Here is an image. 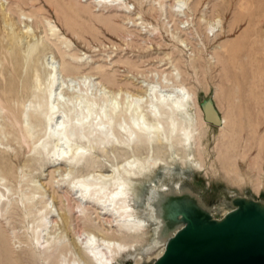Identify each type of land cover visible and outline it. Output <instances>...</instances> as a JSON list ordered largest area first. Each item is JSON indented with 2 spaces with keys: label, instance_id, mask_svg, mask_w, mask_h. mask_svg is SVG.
Listing matches in <instances>:
<instances>
[{
  "label": "rangeland",
  "instance_id": "374dc122",
  "mask_svg": "<svg viewBox=\"0 0 264 264\" xmlns=\"http://www.w3.org/2000/svg\"><path fill=\"white\" fill-rule=\"evenodd\" d=\"M172 1L0 0V264H77L89 237L111 238L118 248L119 240H135V249L120 250L113 264H152L183 225L179 216L165 222L159 212L175 198L186 197L215 219L239 198L264 204V8L259 0H181L171 11ZM255 67L258 82L251 79ZM51 69L54 92L64 101L80 94L117 105L144 85L158 93L180 86L195 96L201 112L211 98L235 123L230 146L221 139L222 128L206 121L189 155L195 164L154 144L149 155L165 164L130 179L128 207L136 220H145L143 238L133 237L118 227L115 214L83 202L68 184L90 171L107 174L133 154L144 157L145 147L94 146L72 167L32 148L43 136L42 122L20 115L34 102L33 92H44ZM24 124H32L29 136ZM43 214L47 226L41 231ZM45 237L59 245L56 258L46 259Z\"/></svg>",
  "mask_w": 264,
  "mask_h": 264
},
{
  "label": "bare ground",
  "instance_id": "6f19581e",
  "mask_svg": "<svg viewBox=\"0 0 264 264\" xmlns=\"http://www.w3.org/2000/svg\"><path fill=\"white\" fill-rule=\"evenodd\" d=\"M180 1L181 0L172 1L171 11H175L174 6ZM258 6H263L264 8V0H259ZM179 11H181V9ZM259 12V19L261 17L260 21L262 22V19H264V9ZM261 22L259 24H261ZM49 31L51 34L57 35V29L52 27V25L49 26ZM33 49L34 47L30 46L29 50L27 49L28 52L24 55V58L28 57ZM254 70L251 74V79L256 78V82H258L257 67H255ZM51 76L52 69L49 70L48 81L44 92H33L31 99L34 102L29 108L23 107L21 111L20 117L22 116L26 120L30 117L39 119L43 125L44 133L42 134L41 132L43 136L32 148H34L35 151H38L39 154L44 153L51 159L61 158L65 164L72 167L83 159L85 160L88 150L94 146L101 147V145L108 143H119L126 147H132V149L141 146L145 147V149H147V154L144 155V157H139V155L134 156V154L133 156L128 155L129 157L123 159V162L116 165L114 164L115 166L113 167L111 166V169H109V173L107 174H90V171L87 175L81 177L78 175L79 178L76 177L78 178L77 181L73 182V184H68L70 188L76 189L77 193H79L80 200L92 202L102 210L109 211L113 215L115 214V218H117L118 221V227L132 236L134 235L135 237H138L142 233L143 229L141 226L144 224L142 222L145 220L142 222V219L136 220V216L135 219L133 217L134 213H132V210L128 207L130 205V203H128L130 179L133 177H141L142 175L144 176L153 167L165 164L166 160L165 162L163 160L161 161V158L157 157L158 155H149L151 152H149V150L151 148L153 149L152 146L154 144H161L166 150H171L174 154H178V156L180 154L179 159L186 164L188 162H193L192 160L194 159H192V155H189L194 148L193 146L195 145L198 129H200L205 122L195 96L190 91L183 90L180 86H177L175 89H169L164 93H158L153 86L144 85L143 91L133 95H126L124 97L125 99L117 101V105L115 102H108L107 99H101L100 97L93 98L87 95L81 96L80 94H72L68 100L64 101L57 97L54 92L53 87L55 85V78ZM250 93L252 96L255 92L250 90ZM117 98H119L117 95L111 97L112 100H116ZM254 98H256L255 101L257 103L261 100L259 99V96L256 97L254 95ZM192 107L195 108L196 114H193L191 111ZM234 125L235 123L232 122L230 116H222V125L220 126L222 129L220 132L223 142H227L231 139V131ZM23 126L25 130V132H23L29 136L30 132L32 133V124H24ZM120 132L123 133L122 137L117 136ZM23 138L25 140L24 136ZM78 141L80 142L78 143ZM58 145H60L61 148H58ZM126 147H124V149ZM151 155L153 156L150 157ZM41 159H43L42 154ZM227 167V172H232L230 170V164ZM180 204L181 201H179V199L176 201L174 199L169 205L179 207ZM44 218L45 215H41L37 225L41 228V231L45 230L47 226ZM41 231H38L37 233L35 232L37 238L41 237ZM131 235H129V237ZM139 237L140 239L143 238L142 236ZM45 238V241L48 242L44 245V253L46 259H48L49 257L55 256V252L59 250V245H54L49 242L51 238ZM88 239L86 240L85 238V241H83V244L80 246L79 250L83 253L84 259L77 264H113L114 259L117 258L120 250L130 252L135 249L132 244L135 240L130 241L132 243H128L129 245L126 244L127 239H125L126 243H122V240H119L118 248V246H115L117 242L112 244L111 241L113 239L111 238H104L102 240L94 239V241L91 237ZM161 253L162 250L159 251L156 256H159ZM59 255H61V253H59ZM61 256L63 257V255ZM139 258L140 257L137 256L135 260L138 261ZM58 261L61 262L60 260ZM70 261L72 263V260ZM44 262L46 263V261Z\"/></svg>",
  "mask_w": 264,
  "mask_h": 264
},
{
  "label": "water",
  "instance_id": "95a60500",
  "mask_svg": "<svg viewBox=\"0 0 264 264\" xmlns=\"http://www.w3.org/2000/svg\"><path fill=\"white\" fill-rule=\"evenodd\" d=\"M201 109L206 122L222 125L211 98L201 103ZM177 199L179 207L168 205L159 212L165 222L179 216L183 225L168 237L152 264H264L263 203L239 198L234 208L215 219L186 197Z\"/></svg>",
  "mask_w": 264,
  "mask_h": 264
}]
</instances>
